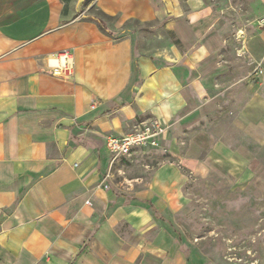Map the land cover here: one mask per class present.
Masks as SVG:
<instances>
[{
  "label": "crops",
  "instance_id": "0c3cea01",
  "mask_svg": "<svg viewBox=\"0 0 264 264\" xmlns=\"http://www.w3.org/2000/svg\"><path fill=\"white\" fill-rule=\"evenodd\" d=\"M86 1L78 15L77 0H0V264L122 261L121 207L106 214V139L129 132L138 112L175 114L182 96L170 68L135 64L132 40L116 37L104 19L114 30L129 20H161L171 30L182 3L199 16L210 0ZM253 28L264 46V25ZM64 53L71 72L56 76ZM261 68L262 94L244 109L257 107L260 118L264 59Z\"/></svg>",
  "mask_w": 264,
  "mask_h": 264
},
{
  "label": "rangeland",
  "instance_id": "374dc122",
  "mask_svg": "<svg viewBox=\"0 0 264 264\" xmlns=\"http://www.w3.org/2000/svg\"><path fill=\"white\" fill-rule=\"evenodd\" d=\"M182 9L171 30L161 20L114 30L104 19L116 37L132 40L135 64L170 68L182 96L175 114L138 112L128 129L158 121L166 131L160 147L109 154L106 214L121 207L124 248L116 264H264V113H244L262 94L264 46L253 27L264 25V5L210 0L199 16ZM213 37L197 60L198 46L211 48Z\"/></svg>",
  "mask_w": 264,
  "mask_h": 264
},
{
  "label": "built area",
  "instance_id": "2783aa9c",
  "mask_svg": "<svg viewBox=\"0 0 264 264\" xmlns=\"http://www.w3.org/2000/svg\"><path fill=\"white\" fill-rule=\"evenodd\" d=\"M59 68L53 71L56 76L69 75L71 72L70 55L64 53L60 56ZM166 134L165 128L158 122L141 124L133 131L122 136H108L106 148L113 157L129 156L134 150L155 149L160 147Z\"/></svg>",
  "mask_w": 264,
  "mask_h": 264
},
{
  "label": "water",
  "instance_id": "95a60500",
  "mask_svg": "<svg viewBox=\"0 0 264 264\" xmlns=\"http://www.w3.org/2000/svg\"><path fill=\"white\" fill-rule=\"evenodd\" d=\"M85 1H86V0H77V3H76V13H77L78 15L81 14L82 6H83V4H84ZM85 18L95 20V21H97L98 23L102 24V22H101L99 19H97V18H95V17H93V16H89V15H88V16H86Z\"/></svg>",
  "mask_w": 264,
  "mask_h": 264
},
{
  "label": "trees",
  "instance_id": "16d2710c",
  "mask_svg": "<svg viewBox=\"0 0 264 264\" xmlns=\"http://www.w3.org/2000/svg\"><path fill=\"white\" fill-rule=\"evenodd\" d=\"M62 1L66 2L67 0H62Z\"/></svg>",
  "mask_w": 264,
  "mask_h": 264
}]
</instances>
